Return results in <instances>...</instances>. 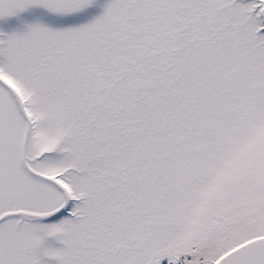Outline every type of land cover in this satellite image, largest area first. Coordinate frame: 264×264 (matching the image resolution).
I'll return each mask as SVG.
<instances>
[{
    "label": "snow or ice",
    "instance_id": "obj_1",
    "mask_svg": "<svg viewBox=\"0 0 264 264\" xmlns=\"http://www.w3.org/2000/svg\"><path fill=\"white\" fill-rule=\"evenodd\" d=\"M0 264H264V0H0Z\"/></svg>",
    "mask_w": 264,
    "mask_h": 264
}]
</instances>
